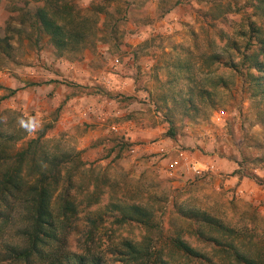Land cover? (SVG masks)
I'll list each match as a JSON object with an SVG mask.
<instances>
[{
  "label": "rangeland",
  "instance_id": "obj_1",
  "mask_svg": "<svg viewBox=\"0 0 264 264\" xmlns=\"http://www.w3.org/2000/svg\"><path fill=\"white\" fill-rule=\"evenodd\" d=\"M63 1L86 24L74 55H61L34 17L47 0H0L8 150L48 129L50 151L80 152L89 163L80 181L102 184L101 214L113 201L154 212V229L130 223L120 238L167 246L209 215L264 254V100L230 69L254 27L264 39V0ZM104 218L94 247L103 253L118 239ZM18 242L15 227L0 232V254Z\"/></svg>",
  "mask_w": 264,
  "mask_h": 264
},
{
  "label": "trees",
  "instance_id": "obj_2",
  "mask_svg": "<svg viewBox=\"0 0 264 264\" xmlns=\"http://www.w3.org/2000/svg\"><path fill=\"white\" fill-rule=\"evenodd\" d=\"M47 1L34 17L52 45L61 55L82 52L87 32L80 15L63 0ZM254 29L257 46V38L250 36L245 54L239 62L232 60L230 69L246 77L253 96L264 100V39ZM47 130L12 153L0 120V232L15 227L19 240L0 254V264H264V254L241 244L237 229L209 215L199 216L200 226L190 236H175L167 246L150 236L141 241L120 238L119 231L130 223L154 229V212L142 204L113 201L101 214L102 184L96 180L88 191L79 177L89 163L80 152L50 151ZM83 215L89 229L72 250L71 235ZM105 216L113 218L118 239L103 253L94 247Z\"/></svg>",
  "mask_w": 264,
  "mask_h": 264
}]
</instances>
